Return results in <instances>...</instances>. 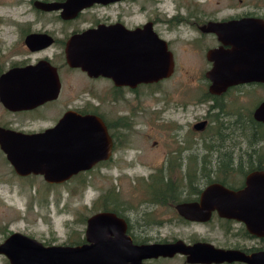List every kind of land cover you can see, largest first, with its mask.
<instances>
[{"label":"flooded vegetation","instance_id":"flooded-vegetation-1","mask_svg":"<svg viewBox=\"0 0 264 264\" xmlns=\"http://www.w3.org/2000/svg\"><path fill=\"white\" fill-rule=\"evenodd\" d=\"M64 1L66 0H28L30 8L28 12L32 14V18L25 20V22H17L18 33L15 35V38L11 40L7 48L5 46L0 48V129L11 130L25 135L41 133L46 129L56 126L67 112H74L80 116L100 119L110 139L111 149L107 158L96 161L88 169L78 171L62 183L48 184H67L76 181L90 185L93 182L91 174L96 170L102 174L103 171L110 169L112 164L116 163L119 148L124 146L133 134L139 132L136 118L143 112L141 108L144 97L143 90L145 87H156L160 81L167 79L164 78L157 82L145 83L138 74H135L139 70L135 71L134 68L136 66V68L143 66L144 45L143 40L139 36L141 35V31H144L145 25L150 24L152 30L166 42L168 50L172 53L174 68L176 65L174 52L171 48V40L166 38L165 34L177 31L191 35L189 38L190 43H194L197 47L196 51H201L206 59L207 68L204 70V76L207 83V92H210V82L206 74L212 67V61L208 58L209 52L214 49L231 50L234 46L227 41H222L212 25L232 20L254 19L255 21H259L264 28V0H228L226 7L221 4V0H216V7L214 8L208 7L209 0L193 1L192 5L186 8L184 16L178 11L170 16V18L166 15L164 18H160L156 14V18H149L146 21L124 18L122 13H124L123 10L126 12V9L122 6V13L117 12L115 17H113L111 12L112 7H118V5L130 0H118L107 3L94 2L68 18L62 17L61 9L43 10L36 4L38 2L62 3ZM142 7L143 5L140 8L142 9ZM224 7L231 10L226 15H224ZM99 27L110 28L107 31L105 46H99L105 49L103 55L105 58L101 57L98 60L91 59V61L95 67L101 68L104 65L106 74H102L99 69L98 71L95 70L89 73L80 66H71L66 58V48L69 40L72 37L84 38V36H81L82 33L98 29ZM142 34L144 35V32ZM74 48L76 51L78 50V54L82 55L86 52L85 50L92 49L93 47L85 42L82 43L78 39V42L74 44ZM135 49H137L136 54L134 52ZM134 54L136 58H134ZM93 55L94 53L91 52L90 57ZM42 63H48L53 67L52 70L48 67L46 69L44 66L34 73L33 67L42 65ZM37 78V82L41 83L36 85ZM53 79L55 83H53ZM226 90L218 94L210 92L217 95V97L209 100L205 99L206 92L204 93L198 101L200 103L210 102L201 116L202 119L193 124L192 129L197 132H203L209 126L213 117L220 119L226 116L221 101L223 96L230 93V91L226 93ZM114 106L117 107L115 114L112 113ZM187 106L188 99L180 103V107L185 111L187 110ZM257 106L254 107L252 113ZM202 121L205 122L204 126L201 129H196L194 125ZM34 122L37 123L36 127L33 126ZM180 127L181 125H176L177 129ZM188 131H191V129L188 128ZM179 136L177 134V137ZM185 137L178 139L180 146L171 148L173 158L170 159L169 166H179L181 156L183 155H187V159L192 160L191 151L193 147L191 144H182L183 142H188L187 134ZM213 138L211 137V139ZM209 141H206L208 144L201 148L202 154L213 155L214 158L208 159L203 156L201 160L202 167L211 169V165L215 164L216 168L211 170H216L223 162L230 161L235 168L241 166L245 170L244 172H236V184L231 189L244 187L246 177L251 172H264V147L252 146L238 150L239 148L236 149V146L212 145L211 147ZM0 152L4 155L1 149ZM184 152H188L189 154H185ZM18 176L21 178L29 176L42 177L39 174ZM208 184L210 183H205L201 186V190L195 198H192V195H187L190 192H188L189 189L185 185L181 189L182 195L185 193V199L179 203L198 201L201 191ZM149 191L151 192V189L148 190V193ZM148 195L149 200H146V207L157 206V204L150 202V198L152 197L150 194ZM176 205H174V208ZM146 213L147 211L138 212V217L141 218ZM118 217H121L125 221L126 233L131 236L129 221L126 219L128 216L126 218L122 216ZM213 219L220 220L223 223L226 222L225 220H228L230 222L226 223L229 224V227L231 223H240L242 235L258 242L249 248L233 247V249H239L246 253L264 251V237L250 234L241 222L222 218L216 211H212L210 219L207 222ZM244 229L247 232L246 234L244 233ZM230 230L231 228L228 231L224 230V232L229 233ZM152 259L143 261L145 264H150ZM220 264L246 263L235 261Z\"/></svg>","mask_w":264,"mask_h":264},{"label":"rangeland","instance_id":"rangeland-1","mask_svg":"<svg viewBox=\"0 0 264 264\" xmlns=\"http://www.w3.org/2000/svg\"><path fill=\"white\" fill-rule=\"evenodd\" d=\"M27 1L0 0V48H7L15 38L18 33L17 22L32 18ZM193 1L201 0H130L118 7L113 6L111 12L115 17L117 12L122 13L123 7L126 9L122 13L124 18L137 21L156 18V14L160 18H170L178 11L184 16L186 8ZM227 2L228 0H221L225 7ZM208 7H216V0H209ZM230 11L225 8L224 15ZM190 36L177 31L165 34L171 40L174 52V72L169 78L160 81L158 86L145 87L141 107L143 112L136 118L139 132L119 148L116 163L110 169L102 174L97 170L91 174L93 182L90 185L76 181L48 184L41 176L21 178L13 172L0 152V242L13 232L26 234L51 245H67L79 241L85 236L86 219L102 208V202L97 204L101 194L113 188L119 193L124 205L130 207L125 215L128 216L131 234L137 240L170 242L180 239L185 243L203 240L217 247L229 248H249L258 243L243 236L241 224L237 222L231 223L230 232L225 233L226 224L217 219L205 223L182 221L173 205L146 207V200H149L148 184L155 179L154 175L159 169L163 176L178 183L179 188H184L188 183L186 174L193 161H196V175L200 186L205 182L201 160L203 156L214 158L213 155L202 154L201 148L208 144L206 141L211 139L210 136L216 134L215 122L211 120L203 132L192 129V125L202 119L210 101H198L206 92L204 70L207 64L202 52L196 51V45L190 43ZM185 99H188L186 111L180 107ZM262 100L264 88L256 85L243 86L223 96L221 101L226 116L222 120L226 128L222 133L226 135V140L222 143L214 137L209 143L214 146H236L238 150L248 147L246 137L239 127L246 118H240L239 113L242 108L243 115L246 116ZM116 110L117 107L114 106L112 113L115 114ZM36 124L34 122L33 126L36 127ZM176 125L181 127L177 129ZM177 134L180 136L177 137ZM186 134L188 142L182 144H191L193 147L192 160L183 155L179 166H169L170 159L173 158L171 148L180 146L178 139L186 138ZM188 152L184 153L189 154ZM211 166V169L216 168L215 164ZM231 182L236 184V179ZM142 211L147 213L139 218L138 212ZM6 261L7 258L0 255V264H5ZM150 264L187 262L185 256L174 255L152 259Z\"/></svg>","mask_w":264,"mask_h":264},{"label":"water","instance_id":"water-1","mask_svg":"<svg viewBox=\"0 0 264 264\" xmlns=\"http://www.w3.org/2000/svg\"><path fill=\"white\" fill-rule=\"evenodd\" d=\"M114 1L118 0H66L62 3L36 4L43 10L61 9L62 17L68 18L94 2ZM212 26L222 41L234 46L231 50L214 49L209 52L212 67L206 77L210 82V92L218 94L242 84L264 85L263 25L254 19H242ZM108 28L85 31L81 34L84 38L72 37L66 48L67 62L89 73L99 69L102 74H106L105 66L95 67L91 59L105 58L103 47ZM143 32L139 36L144 45L143 66H136L134 70L138 69L139 72L135 74L145 83L168 78L174 68L171 51L150 24L145 25ZM78 39L93 48L85 50L82 55L78 54L74 48ZM91 52L94 53L92 57ZM42 65L33 67L34 73L44 66L46 69L53 68L48 63ZM37 81L38 78L36 85L41 83ZM253 117L264 123V101L255 108ZM204 124L202 121L194 127L201 129ZM0 149L16 174H39L47 183H62L78 171L107 158L111 142L100 119L67 112L56 126L41 133L25 135L0 129ZM175 209L185 220L199 223L209 221L212 211H216L222 218L241 222L250 234L264 237V172L248 174L244 187L240 189L212 182L203 188L198 201L178 203ZM84 237L85 242L79 245H44L26 234L13 232L0 242V255L5 256L9 264H145L143 260L146 259L174 255L185 256L189 264L235 261L264 264V251L246 253L239 249L216 247L204 241L185 243L177 239L170 242L135 243L126 233L125 221L107 211L88 217Z\"/></svg>","mask_w":264,"mask_h":264},{"label":"trees","instance_id":"trees-1","mask_svg":"<svg viewBox=\"0 0 264 264\" xmlns=\"http://www.w3.org/2000/svg\"><path fill=\"white\" fill-rule=\"evenodd\" d=\"M247 85H256V86H260V87L264 88V85L261 83H254V84H247ZM247 85L229 87L226 90V93L228 91L231 92L233 90H237L238 88L243 87V86H247ZM205 94H206V98H205L206 100L212 99L213 97L214 98L217 97V95L211 94L210 92H207V91ZM243 114H244V112L241 108V112L239 113V117L240 118L244 117L246 119L244 120V123L241 122L239 127H240L242 135L244 137H246L248 147H252V146L264 147V144H262L264 142V123L255 120L253 118L252 111L249 112L246 116H244ZM222 119H223L222 117L220 119L218 117H213L211 120L214 121L216 124V130H215L216 134L214 133L215 135H212V136L216 137V135H217L218 138L220 137L219 140L223 143V141L226 140L225 139L226 135L222 132L224 131V129L226 127L223 126L224 122ZM212 136H210V138ZM209 145H211V147H212V144L209 143ZM195 163H196V161H193V165H190L191 168L188 170V173L186 174L187 180H188L187 181L188 183L186 184V186L189 189L188 192H190V194H187V195L188 196L192 195V198H195V196H197L199 194V192L201 190V186L204 183L219 182L228 188H234L235 184H233L231 182V180L237 179L236 172H238V171L244 172L245 171L244 168L241 166L235 168L233 166V163L230 161L223 162L222 165H220L218 167V169H216V170H211V169H208L206 167H202L201 171L203 172V178L205 179V182L199 186L198 180H197L198 178L196 175ZM154 177H155V179L152 180L151 183L148 184V188L151 189V192L149 191L148 194H150L152 197V198H150V202L158 204V205H162V206L163 205H173L174 206V205L178 204L180 201H182L183 199H185L184 198L185 193L182 195L183 192L181 191V189H183V188H179L180 185H177L178 183L171 182L170 179L163 176L161 169L158 170V172L154 175ZM149 189H147V190H149ZM100 202H102L101 203L102 208L97 212L107 211V212H113L118 216H122L125 218L127 217L125 215V212L128 209H130V207L128 205H124L125 203L120 199L119 193L117 191H115L113 188L105 190L101 194V199L98 200L97 204ZM177 216L180 220L187 221L184 218H182L180 215H178V213H177ZM126 219L128 220V218H126ZM225 221L230 222L228 220H225ZM226 224L227 225L224 227L225 228L224 230L228 231L230 229V227H229L228 223H226ZM129 232L131 234L130 229H129ZM244 233L245 234L247 233L245 229H244ZM131 236L135 242L145 243L148 241L147 239L137 240L132 234H131ZM83 242H85V237L81 238V240H79V241L70 242L67 245H79ZM43 244L44 245H51L50 243H45V242H43ZM161 258H166V257H161ZM5 264H9V262L6 261ZM187 264H189V263H187Z\"/></svg>","mask_w":264,"mask_h":264}]
</instances>
